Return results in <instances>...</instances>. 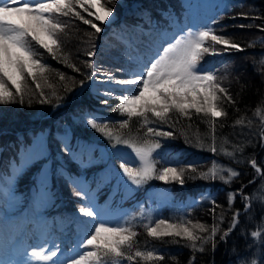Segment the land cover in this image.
Wrapping results in <instances>:
<instances>
[{
	"label": "trees",
	"instance_id": "1",
	"mask_svg": "<svg viewBox=\"0 0 264 264\" xmlns=\"http://www.w3.org/2000/svg\"><path fill=\"white\" fill-rule=\"evenodd\" d=\"M123 1L128 7L134 1H141L148 9L151 18L150 25L158 32L170 31L174 27L183 25L185 6L181 0H177L179 6H177L176 0ZM221 1L224 2L225 6L233 4L236 6L230 7L227 15L223 14L224 9L216 8L213 13L207 14L209 22L212 18L219 17V24L214 26L218 34L231 38L234 42L241 44L245 50L232 51L222 56H205L203 63L211 62L214 64L219 69L218 76L227 75V79L223 81V86L229 89L237 101L235 108L226 106L228 117L224 120L225 127H217L216 129V145L218 148L223 145L231 151L232 145L241 144L245 145L244 150L237 152L233 159L223 154L214 156L206 148L197 147L196 138L198 136L206 138L208 125L201 122L204 118L196 116L194 110L192 119L180 117L177 113H173L172 119L177 122L163 125L162 130L172 131L174 138L161 137L159 139L164 143L162 154L166 159L175 162L171 166L186 168L187 165L192 164L198 168V171H206L211 166L212 160L215 159L220 164L239 171L241 175L238 178H233L230 184H225L219 179L214 182L199 178L191 179L188 177L198 176V173L186 172L185 183L182 187L175 183L164 184L157 180H151L137 191L129 194L123 204L133 206L135 201L141 198L143 201L146 200V191L152 187L166 190L165 194L168 201L160 205L159 217L168 219L172 223H178L180 217H184L185 221L200 222L211 228L214 223H220L219 216L223 213L224 220L220 224L221 230L215 238L217 245L215 250L213 251L212 244L209 243L205 246L204 252H196L195 264H237V254L241 258L256 259L259 264L262 249L259 246V240L255 244L253 243L250 233L257 230L264 234V219H262L264 218V208L259 203L260 199H264V177L258 176L248 161L255 158L258 165L264 168V147L260 146L259 140L260 126L264 122L254 115L258 106L264 113V60H262L264 58V43L258 39L264 37V32H260L255 27L256 25L264 26V0ZM101 2L107 6H113L108 4V0H101ZM116 2L113 6L114 10L118 9ZM77 10L81 11V14L86 18L82 9L77 8ZM159 10L162 11V14ZM117 11L119 12V10ZM238 13H247L249 16L257 18L255 20L241 19L237 16ZM234 16L237 18L232 19ZM86 19L93 20L92 18ZM60 20L66 23L67 27L64 33L60 34L62 51L58 53V59H53L43 49H39L43 53V60L48 69L43 77L38 76L37 79L45 97L51 102H39L41 99L40 92L37 91L36 85L29 78L27 80L28 94L25 96L23 105L18 102L0 105V185L7 187L8 179L12 176L13 164L19 167L26 150L32 148L36 139L42 136L46 148L45 158L24 167L13 182L17 197L15 207H5L2 211L4 210L5 217L10 218L18 226V232L23 226H26L28 230L31 229L36 233L40 219L50 222L49 226L45 223L46 228L50 230V235H53L50 240L54 242L56 231L66 232L65 238L61 240L69 242L67 245L70 251L76 241V235L72 241H69L70 229L71 232H76L73 230L74 224H76L74 213L88 201V196H76L74 194L76 190H79L75 185L77 181L83 179L88 185V189H91V192L94 190L98 202H107V197L112 195L113 204L117 202L119 197L124 196V193L120 182H116L115 172L111 170L112 166L114 165L115 169L119 170L121 160L128 161L130 167L139 166L135 159L112 149L108 140L100 133L86 127L82 119L83 114L92 112L102 120L111 122L109 129L113 134L126 139L135 140L138 136L143 135L145 129L141 128L140 122L135 118L130 122L129 127L121 128L119 121L127 117H121L118 113L113 112V108L119 101L110 99L107 105L101 104L100 100L103 98L96 99L86 87L88 84L83 88L79 85V81L85 78L84 74L89 72L83 63L88 60L85 51L92 50L94 45L97 52L100 41H110L113 45L118 44L120 41L112 35L111 30H116L118 23L108 25L93 20L97 26L103 29L102 32L96 33L90 25H85L74 17H60ZM128 21L133 20L127 19L126 23ZM241 24H251L253 27L241 28L239 27ZM251 41H255L253 46H249ZM208 43L211 45V41ZM215 47L220 49L222 46L215 45ZM122 50L125 52L123 48ZM96 56L101 58V53L96 54ZM65 59L67 64H74L80 69V72H75L71 67H68L64 62ZM108 66L117 68L118 63L109 61ZM60 72L65 74L64 80L60 79ZM9 87L11 88V85ZM68 88L74 90L66 91ZM53 93L56 95L54 96ZM56 96L63 99L57 101ZM29 99H31V103H29ZM241 116L244 117L243 124L233 126L235 120ZM249 120L254 121L251 128L248 126ZM65 132L68 134L69 142L78 153L76 160L70 159L67 154L60 151V141ZM186 138L192 143H186ZM225 138L230 141L229 144H224ZM94 143L95 145L92 147ZM100 147L107 150L108 159L101 155ZM80 160H83V163H80ZM45 165L48 166L50 172V181L47 184L50 190V198L46 204L37 210L33 206V198L39 190L38 177ZM224 175L227 177L228 174L225 172ZM254 177L256 178L255 182L249 184L248 181ZM242 184L247 185L243 189L245 194L255 193L252 199V208L246 215L240 216L238 226L225 243L220 241L219 237L223 234V230L230 226L232 214L237 209H243L244 203L240 196H237L233 207L229 210L227 193L236 191ZM0 194L1 200H4L3 193L0 192ZM209 196L215 198L216 204L223 206L216 208L215 218L209 211L213 207ZM138 213L139 209L136 208L127 217L135 215L133 223L137 225L135 230L139 233L136 238L137 246L142 250L146 247L154 248L158 250L157 254H163L165 260L156 262V264H177V262L178 264H188L192 251L184 246L185 242L181 241L179 244H175L171 243V238H164V241L149 238L142 227L147 219L141 218ZM7 228L9 225L5 223L0 230ZM242 232L246 235H242ZM2 245L0 243V246ZM61 248L64 254L66 247L61 246ZM233 249H235V253ZM2 251L0 255H2ZM172 257H176V260H173ZM124 264H129V262L125 261ZM139 264H146V262L139 261Z\"/></svg>",
	"mask_w": 264,
	"mask_h": 264
},
{
	"label": "snow or ice",
	"instance_id": "2",
	"mask_svg": "<svg viewBox=\"0 0 264 264\" xmlns=\"http://www.w3.org/2000/svg\"><path fill=\"white\" fill-rule=\"evenodd\" d=\"M116 0H108L109 5L115 4ZM107 6L101 0H0V105L11 103H25L27 92V80L30 78L40 92V103H50L45 97L37 77H43L48 69L43 60V49L53 59H58V53L62 51L60 34L64 33L67 24L60 20V17H74L82 21L85 25H90L96 33L103 31L102 27L97 26L91 19H86L81 11L94 16L96 21L101 24L111 22L114 15V7ZM235 4L224 8V15H227L229 8ZM96 8L97 13L89 11ZM241 19L255 20L257 17L249 16L247 13H238ZM237 16L232 17L236 19ZM219 24V17H214L209 23L200 28L193 29L187 27L181 29L178 35L168 37L166 33H158V42L154 50L149 47L151 55L129 56V60L134 67L119 68L118 72L124 74V78L115 76L111 72L97 69L93 58L96 55L95 46L92 50L85 51L88 60L83 63L89 69L84 74V79L79 81L81 88L88 82L97 85L94 95L104 97L100 100L101 104L107 105L110 99H116L119 103L113 108V112L121 117H127L119 121L121 128L130 126V122L135 118L140 122L142 129H145L142 136L135 140L126 139L122 136H115L109 129L111 122L102 120L97 114L85 112L82 119L86 127H90L100 133L109 142L112 149L118 145H124L135 153L139 160V166L130 167L128 161L121 160L119 170L112 166V171L116 177L129 187L135 186L137 189L143 187L151 180H157L164 184L175 183L181 187L185 183L186 172L198 173L190 176L191 179H202L205 181H215L219 179L225 184H230L233 178H238L241 173L231 167H226L213 159L211 166L206 171H198L195 165L189 164L187 167L171 166L175 162L166 159L162 154L164 143L163 138H174L172 131L162 130L165 124H175L177 121L172 119V114L177 113L180 117L192 119L193 110L196 116H202L201 121L208 125L206 138L197 137L195 144L199 148H206L214 156L223 154L228 158H235L237 152H243L245 145L234 144L229 151L223 145L218 148L216 145V129L224 128V120L228 117L226 106L235 108L237 101L233 98L228 88L223 86V81L227 75L218 76L219 69L209 62L203 63L205 56H222L232 51H244L241 44L234 42L225 35L218 34L214 27ZM241 28L253 27V25H239ZM260 32H264V26L256 25ZM123 42V37L120 38ZM264 43V37L258 38ZM211 41V45H209ZM255 41H251L249 46H253ZM215 45H221L217 49ZM38 46V47H37ZM126 47L131 48L129 40ZM264 60V58H262ZM67 64V60L64 61ZM73 71L80 72L74 64H67ZM60 79H65V74L59 73ZM11 85V88L9 87ZM103 86V87H100ZM14 89L15 91H13ZM118 89V91L116 90ZM68 88L66 91H73ZM55 96L56 94L53 93ZM57 101L62 97L56 96ZM31 103V99H29ZM237 111H239L237 109ZM254 115L264 122V113L258 106ZM244 117L236 119L233 126L242 125ZM253 120L248 121L251 128ZM260 146L264 147V124L259 130ZM210 141V142H209ZM186 143H192L186 138ZM227 138L224 144H229ZM60 151L70 159L76 160L77 151L69 142L67 132L64 133L60 141ZM45 141L43 137H38L32 148L26 150L23 161L19 167L13 164L12 176L8 179L7 187L0 185V192L5 199L0 200V228L5 223L9 225V245L18 256L23 259L4 260L0 259V264H139V261L146 264H156L163 262L165 256L157 254L154 248H144L137 246L136 238L139 233L135 230L137 225L133 223L135 215L125 219L123 222L113 223L89 198L87 203L79 207V212L83 217L91 220L82 221L83 228L78 233L77 239L70 252L73 255L61 260L63 255L61 245L54 243L46 234H41L37 244L31 249L27 246H19L16 240L18 226L10 218L4 216L2 209L12 207L17 202L13 182L22 172L25 166L45 158ZM83 163V160L79 161ZM258 176L264 177V168L258 165L255 158L248 161ZM121 171L123 175L121 176ZM227 173L225 177L224 173ZM127 177V180H124ZM255 177L248 183L255 182ZM75 184V182H73ZM247 185H241L236 191L227 193V205L229 210L233 207L237 196H240L243 203V210L237 209L231 217L230 226L223 230L220 241L227 242L230 234L239 224L240 216L246 215L252 208L254 194H245L243 189ZM50 198V190L47 185V175L39 181V190L33 198V206L39 209L46 203V196ZM76 196H88L82 190L74 192ZM213 207L209 211L216 217V208L222 205L216 204L215 198L209 196ZM259 203L264 208V199ZM143 207V206H141ZM138 215L146 218L148 223L142 227L145 229L149 238L164 241V238H171V243L179 244L184 241V246L191 249L192 256L188 264H195V253L204 252L205 246L212 244L213 251L216 248L215 238L220 232V224L223 223V213L219 216L220 223H214L211 228L206 227L200 222L193 223L191 220L185 221L180 217L178 223H172L162 217H153L151 214L144 216L141 212ZM264 219V218H262ZM242 235L246 233L242 232ZM251 237L255 244L259 240L262 249L259 264H264V234L262 231H251ZM235 253V249H233ZM176 260V257H172ZM178 264V262H177ZM237 264H258L256 259L248 257L241 258L237 254Z\"/></svg>",
	"mask_w": 264,
	"mask_h": 264
},
{
	"label": "rangeland",
	"instance_id": "3",
	"mask_svg": "<svg viewBox=\"0 0 264 264\" xmlns=\"http://www.w3.org/2000/svg\"><path fill=\"white\" fill-rule=\"evenodd\" d=\"M181 1H182V4L185 6V9L183 10V19H184L183 25L181 27H178V26L176 28L174 27L170 31L168 30L163 31L164 33H166L168 37L178 35L181 29L186 30L187 27H192L193 29L200 28L201 26L209 23V17L207 15L208 13H211V12L213 13L216 10V8L224 9L225 7L224 2L221 0H181ZM116 3H117L118 9L114 10V15L111 18V22L106 23V24L114 25L115 23H118V31L111 29L112 35L115 37L117 36L118 38L123 37V43L119 42L118 44L113 45L112 42L110 41L109 42L100 41L98 43L99 50L96 52V54L101 53V56H100L101 58H98L95 55L93 60L95 63V67L97 69H103L106 72L113 73L117 77L124 78V74L121 73V75H118L120 74V72H116L117 69L119 68L127 69L130 67H134V65H132L129 60V56H137V55H145V54L151 55V52H149V47L151 46L152 49L154 50L155 45L158 42V33L160 32H158L152 25H150L151 18L147 11L148 9L146 8L145 5L140 6L141 3L139 1H137L138 4H132L130 7H128L126 2L123 0H117ZM117 10H119L120 13ZM89 11L93 13H97L96 8H90ZM84 14L86 18H92L93 20H95L94 16H88L87 12L84 11ZM127 19H131L133 21H128V23H126ZM144 37L146 39L148 38V40H145ZM129 40L131 41V48L126 47ZM122 48L124 49L125 52H123ZM109 61L117 62L118 67L111 68L110 66H108ZM87 84L88 85L86 87H88L89 91L96 99H101V98L104 99V97L102 96L97 97L93 94L97 85L93 84L92 82H88ZM100 87H103V86H100ZM116 90L118 91V89ZM94 145L95 143L92 144V147ZM115 150L120 151L123 155H127L135 159L139 163V160L136 158L135 153H133L130 148H127L124 145H118ZM100 153L105 159H108V152L106 149L100 147ZM45 174L47 175V184H49L50 172H49L48 166L46 165L43 166L41 170V173L38 177V182L43 176H45ZM120 174L121 176L123 175L122 171ZM124 180L126 181L127 177H124ZM116 182H120V186L122 188L124 196L119 197L117 199V202L113 204H112V195H109L107 197V202L105 201L98 202L96 199L94 190L93 192H91V189H88V185L84 182L83 179L77 181V184L75 185L79 190H82L88 193L87 199L91 198L94 201L97 208L100 211H102L105 217L110 219L113 223L123 222L136 208L139 209V213L143 212L145 217L149 214H151L154 218L160 216V205L168 201V197L165 194L166 190H160L159 188L151 187L150 190L146 191V200L143 201V199L141 198L135 201L133 206H128V205L123 204L125 198L129 194L137 191L139 188L137 189L135 186L129 187L125 183L121 182L117 177H116ZM116 188L118 190V184ZM45 196H46V203H47L49 201V198H47L46 194ZM13 207H15V203L13 204L11 208ZM37 214L39 215V213ZM74 216H75L76 224H74L73 230H76L77 234L75 231L71 232V229H70L69 241H72L73 240L72 238L75 235L77 239L78 233L83 228V225L81 223L82 221L91 220V218L89 217H83L80 214L79 209L74 213ZM140 217L143 219H146L142 216ZM147 222L148 220L146 221V223ZM38 223H39V228L37 229V232L34 233L33 230L29 229L26 232L27 237L25 235L26 240H22L21 242L17 241L19 246L21 247L27 246L30 250L32 246H35L37 244L41 234H46L48 237L50 236L51 234L50 230L49 228H46V225L49 226L50 222H45V220L40 219ZM9 232H10L9 228L5 230L3 229L0 231V243L1 244H5L9 242L8 240ZM17 234H19V232ZM65 234L66 232L61 233L59 231L58 232L56 231V237L54 240V243H58L61 246H66L65 248L66 252L59 257V259L61 260L65 259V257L67 256L73 255V253H71L68 250L67 244L69 242H67L66 240H61L62 238H65L64 237ZM9 249L10 250L12 249L10 245H9ZM0 259L18 260V259H23V257L18 256V255H7Z\"/></svg>",
	"mask_w": 264,
	"mask_h": 264
},
{
	"label": "bare ground",
	"instance_id": "4",
	"mask_svg": "<svg viewBox=\"0 0 264 264\" xmlns=\"http://www.w3.org/2000/svg\"><path fill=\"white\" fill-rule=\"evenodd\" d=\"M179 1H180V0H179ZM167 2H168V1H167ZM173 3H174V2H173ZM176 3H177V0H176ZM132 4H138V3H137V1H134ZM177 4H178V5H177ZM177 4H176V5L179 6V2H178ZM167 5H168V4H167ZM174 6H175V5H174ZM177 8H178V7H177ZM159 9H160V8H159ZM163 9H164V8H163ZM160 10H161V9H160ZM160 10H159V11H160ZM164 11H165V9H164ZM164 11H163V12H164ZM160 12H161V14H162V11H160ZM161 16H162V15H161ZM146 25H147V24H146ZM143 26H144V25H143ZM145 27H146V26H145ZM148 28H149V27H148ZM141 31H142V30H141ZM144 33H145V32H144ZM142 36H143V35H142ZM141 38H142V37H141ZM145 39H146V38H145ZM146 40H147V39H146ZM13 219H14V218H13ZM3 239H4V238H3ZM5 239H6V238H5Z\"/></svg>",
	"mask_w": 264,
	"mask_h": 264
}]
</instances>
